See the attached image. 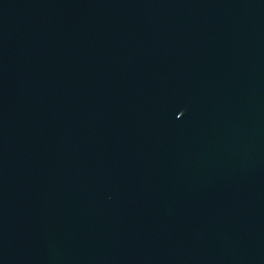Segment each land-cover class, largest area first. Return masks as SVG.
<instances>
[{"label": "water", "instance_id": "1", "mask_svg": "<svg viewBox=\"0 0 264 264\" xmlns=\"http://www.w3.org/2000/svg\"><path fill=\"white\" fill-rule=\"evenodd\" d=\"M0 264H264V0H0Z\"/></svg>", "mask_w": 264, "mask_h": 264}]
</instances>
